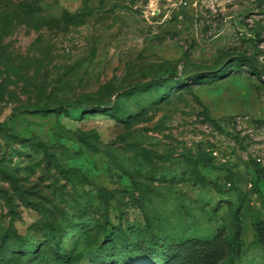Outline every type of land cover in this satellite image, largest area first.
I'll list each match as a JSON object with an SVG mask.
<instances>
[{"label":"rangeland","instance_id":"rangeland-1","mask_svg":"<svg viewBox=\"0 0 264 264\" xmlns=\"http://www.w3.org/2000/svg\"><path fill=\"white\" fill-rule=\"evenodd\" d=\"M167 257L264 264V0H0V264Z\"/></svg>","mask_w":264,"mask_h":264},{"label":"trees","instance_id":"trees-1","mask_svg":"<svg viewBox=\"0 0 264 264\" xmlns=\"http://www.w3.org/2000/svg\"><path fill=\"white\" fill-rule=\"evenodd\" d=\"M211 123L215 127H219L218 124L214 120H211ZM253 169L258 177H262L263 172L260 170L258 166L253 165ZM159 264H180V263L175 262L173 259L167 257V258H161V260L159 261Z\"/></svg>","mask_w":264,"mask_h":264}]
</instances>
